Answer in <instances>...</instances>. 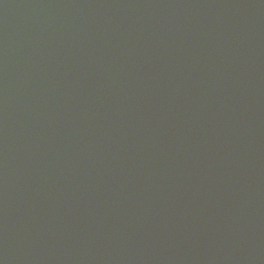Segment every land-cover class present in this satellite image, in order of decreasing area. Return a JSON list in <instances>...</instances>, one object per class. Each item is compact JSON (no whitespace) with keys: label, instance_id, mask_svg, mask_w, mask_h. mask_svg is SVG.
<instances>
[{"label":"water","instance_id":"obj_1","mask_svg":"<svg viewBox=\"0 0 264 264\" xmlns=\"http://www.w3.org/2000/svg\"><path fill=\"white\" fill-rule=\"evenodd\" d=\"M0 264H264V0H0Z\"/></svg>","mask_w":264,"mask_h":264}]
</instances>
